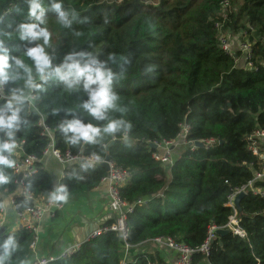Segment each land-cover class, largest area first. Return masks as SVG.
<instances>
[{"label": "trees", "instance_id": "1", "mask_svg": "<svg viewBox=\"0 0 264 264\" xmlns=\"http://www.w3.org/2000/svg\"><path fill=\"white\" fill-rule=\"evenodd\" d=\"M225 1L228 13L222 11ZM42 2L51 33L46 51L54 57V65L72 51H89L101 60L111 53L127 60L122 68L111 65L123 72L113 90L125 111L113 115L131 124L126 139L119 132L104 137L100 144H69L58 124L73 116L97 126L104 123L80 109L86 94L67 91L54 79L44 83L43 90H34L35 107L53 131L55 149L60 156L66 151L83 157L95 153L102 157L100 161L109 158L128 172L119 189L121 199L130 204L145 201L127 216L131 246L162 237L199 248L211 226L227 224L231 215L227 196L245 186L258 169L257 159L248 151L247 136L264 132V0H62L65 10L76 13L70 28L56 21L49 0ZM27 11V0H0V41L10 56L19 57L26 47L34 46L21 41L16 32L17 25L29 22ZM84 18L87 22L81 23ZM227 31L250 44L252 69L237 66L238 52L230 56L220 49L219 37ZM24 59L31 66V60ZM15 87L23 88V81H10L6 92ZM54 108L61 111L54 115ZM64 109L73 113L66 115ZM20 115L28 123L16 132L19 151L15 149L10 159L15 166L32 156L37 171L22 180L32 195L26 199L17 194L14 166L4 169L9 179L0 183V211L7 197L15 213L34 201H45L53 191L51 176L40 162L49 140L41 134L38 116L28 111L26 102ZM180 124L189 127L187 142L212 140L215 144L193 151L186 148L165 169L152 158L156 149L150 145L174 141ZM5 138L0 132V140ZM83 161L64 168L59 187H65L67 197L61 203L92 191L106 176L101 164L81 170ZM250 163L251 170L247 168ZM254 187L264 191V181ZM239 205V224L246 238L216 235L208 254L196 252L192 264H264V198L247 193ZM9 236L17 248L7 264H25L32 255L34 232L21 226L0 233V244ZM121 254L118 236L108 232L83 242L76 252L54 264H122ZM146 257L134 254L123 264H147ZM147 259L162 264L155 255Z\"/></svg>", "mask_w": 264, "mask_h": 264}, {"label": "clouds", "instance_id": "2", "mask_svg": "<svg viewBox=\"0 0 264 264\" xmlns=\"http://www.w3.org/2000/svg\"><path fill=\"white\" fill-rule=\"evenodd\" d=\"M50 8L55 13L56 21L65 28H70L76 19L74 11L63 8L62 0H49ZM27 19L29 22L17 25L16 32L21 41H27L34 46L26 47L21 56H10L8 48L0 41V88L11 82L23 81L24 87L10 89L8 98L0 105V132L6 137L0 140V183H6L9 179L4 171L5 168L14 166L10 159L11 154L17 147L15 135L21 125H26L27 120L20 115L25 101L34 97L27 96L25 89L43 90V84L49 80H56L70 92H84L87 96L80 105L83 113L95 121H102L97 126L85 123L80 118L73 116L71 120H65L58 124V129L65 140L73 145L100 144L104 137L115 136L116 133L126 134L131 124L125 119L114 117V113H123L125 109L120 107V97L113 90L114 81H118L123 72L113 70L111 65L127 63L123 57L118 58L115 54H109L106 60L99 59L89 51H72L63 57L59 65L53 64L54 57L46 51L49 45L51 33L48 31V17L42 0H27ZM87 18L81 21L86 23ZM25 57L32 62L31 66L25 62ZM11 61V63H10ZM121 61L123 63H121ZM35 73V75H34ZM40 81V83L37 82ZM55 115L61 109L54 108ZM66 115L73 113L72 109H64ZM71 133V135H69ZM102 159L95 153L85 158L80 164L81 170H87ZM67 192L64 186L58 187L51 198L65 200ZM17 244L12 236H9L0 244V264H7Z\"/></svg>", "mask_w": 264, "mask_h": 264}, {"label": "built area", "instance_id": "3", "mask_svg": "<svg viewBox=\"0 0 264 264\" xmlns=\"http://www.w3.org/2000/svg\"><path fill=\"white\" fill-rule=\"evenodd\" d=\"M122 0H115L116 3H120ZM228 7V1H225L222 4V9L225 10ZM8 13V11L6 12ZM5 13V14H6ZM4 14V15H5ZM229 33L228 31L223 34V36L219 37L220 49L229 54L230 56H234L236 52L240 54V57L244 60L245 69H252V54H251V46L246 41H240L237 43L236 52L232 49L228 43V39L225 37H229L226 35ZM242 68V67H241ZM26 95L35 98L34 90L26 89ZM9 96V93L6 92L5 85L3 88H0V101L6 100ZM27 103L28 111L35 112L38 116L37 126L41 129V134L46 136L49 140L46 149L44 150L43 154L51 153L55 156L64 167L72 164H79L82 160L89 157H83L80 154L72 155L69 151H66L62 156H60L58 150L55 149V140L53 137V131L50 130L45 122V116L35 107L34 99L30 101H25ZM189 127L185 124H180V132L177 134L176 139L171 142H161L159 144H152L155 146L156 152L152 154V158L161 164L165 169H169L173 164V156H172V147L174 142L179 141L182 142L190 151L195 150L196 142H187L186 135L188 134ZM125 138V136L123 137ZM247 140L250 142L248 145V151L257 159L258 161V169L252 173V179L243 187L232 191L226 198V207L229 208L231 215L228 218V222L226 225L220 228H216L211 226L208 229L207 237L203 244L197 248H189L188 246L182 243H176L171 238H162L157 237L152 240V242L156 244H160L164 246L166 249L173 251L176 254L175 260L171 264H192V255L196 252L201 254L207 255L208 248L210 242L216 238V231L219 229L227 230L229 233L237 236L239 238L245 239L246 234L240 228V219L238 216V210L234 206V199L239 193H250L254 196H259L264 198V191L254 187V184L259 181H264V132L257 131L254 135L247 136ZM202 146L205 148H210L215 144L214 141H200ZM19 151V148L16 147ZM35 159L32 156L24 157L19 163H17L14 167V173L16 175L21 174L20 182H17L19 185L17 194L23 196L26 199H32V195L23 187L22 180L32 174H35L37 169L33 165ZM104 160L99 161L96 164H102ZM108 171L106 176L101 180V182L105 183L106 190H107V211L111 215L110 222L108 224L103 223L100 226L96 227L92 230L88 236L83 240V242L97 238L103 234L108 232L115 233L118 236L120 242V249L122 251L121 263H125L127 261V256L129 252L134 248L127 242L128 237V227L126 224L127 216L131 214L134 210V207L140 206L141 204L145 203L143 200H137L135 203L130 204L127 201L121 199L119 195V189L121 186L125 184L128 179V172L123 170L110 161L107 163ZM252 164H248L247 168L251 170ZM54 190L50 193L49 197L45 201H34L33 205L26 208L21 212L16 213V218L20 224L19 227L23 226L27 229H31L33 232L36 230V223L45 215L53 214L54 211L61 209L62 203L59 200H53L51 198V194ZM11 205L13 206V201H10ZM1 212V211H0ZM109 221V220H108ZM1 226V222H0ZM18 227V228H19ZM75 244L74 246H70L67 248L60 256L53 258H38L33 260L30 264H54L59 261H62L69 257L71 254L76 252L80 245L83 243ZM32 248V245H31ZM147 264H156L149 262L146 259Z\"/></svg>", "mask_w": 264, "mask_h": 264}, {"label": "crops", "instance_id": "4", "mask_svg": "<svg viewBox=\"0 0 264 264\" xmlns=\"http://www.w3.org/2000/svg\"><path fill=\"white\" fill-rule=\"evenodd\" d=\"M183 148L187 147L182 142H174L172 147L173 158L181 155ZM40 162L43 169L50 174L55 191L59 187V181L65 167L51 153L43 154ZM10 201L11 199L7 197L2 200L1 233L13 232L20 226ZM110 217L111 215L107 211L106 185L101 182L92 191L62 203L61 209L54 211L53 214L43 216L36 223L31 248L32 255L25 264H30L38 258L60 256L70 246L83 242L92 230L110 220ZM134 254L147 256L146 259L150 255H155L162 261V264H171L176 258L173 251L152 241L134 247L129 252L127 261ZM200 264L207 263L201 262Z\"/></svg>", "mask_w": 264, "mask_h": 264}, {"label": "water", "instance_id": "5", "mask_svg": "<svg viewBox=\"0 0 264 264\" xmlns=\"http://www.w3.org/2000/svg\"><path fill=\"white\" fill-rule=\"evenodd\" d=\"M221 143L222 142H220V144ZM112 144H113V142H112ZM195 145H196L197 148L202 147V144L200 142H196ZM150 146L153 147V148H155V146L152 145V144ZM108 162H109V158H105L104 159V162L101 164V166L105 169L106 172L108 171V166H107V163ZM21 177H22L21 174H19L17 176V182H20ZM243 196H244V193L241 192L234 199V206L236 207V209L238 210V212H240V205H239V203H240V200L242 199ZM0 233H1V231H0ZM228 233L229 232L227 230H222V229H219V230L216 231V235H218V236H223V235L228 234Z\"/></svg>", "mask_w": 264, "mask_h": 264}, {"label": "rangeland", "instance_id": "6", "mask_svg": "<svg viewBox=\"0 0 264 264\" xmlns=\"http://www.w3.org/2000/svg\"><path fill=\"white\" fill-rule=\"evenodd\" d=\"M222 11H223L224 13H228V12H229V9H228V10L225 9V10H222ZM224 33H226V32L221 33L220 37L223 36ZM227 34H229V35H226V36H229V37H225V38L228 39V43H229L230 47H231L232 49H234V52H236L235 50H236V47H237V43L240 42V41H239V36H237V35H232L231 32H229V33H227ZM237 66H238V67H243V66H244V60H243V58H241V57L238 58ZM185 149H186V148H183V150H185ZM183 150H182V151H183Z\"/></svg>", "mask_w": 264, "mask_h": 264}]
</instances>
